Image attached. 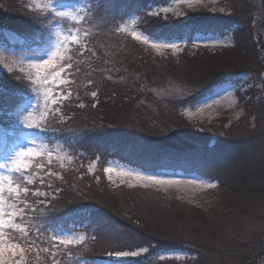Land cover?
I'll return each instance as SVG.
<instances>
[{"label":"rangeland","instance_id":"374dc122","mask_svg":"<svg viewBox=\"0 0 264 264\" xmlns=\"http://www.w3.org/2000/svg\"><path fill=\"white\" fill-rule=\"evenodd\" d=\"M48 2L49 0H12V5L0 7V25L3 28L17 27L21 16L27 19V17H32V14H34V16L39 15L42 18L41 26L30 33V36L35 38L37 37L34 33L37 35L38 33L42 34L43 38H41L40 44L24 45L19 34L15 35L16 38H13L12 44H8L9 42L4 40L2 36L0 38V85L3 87L10 86L13 89V86L19 87V85L24 83L23 85L27 88V95L14 108L7 109V107H1L2 105L0 104V145L3 144L4 138L6 139V134L12 133L14 135L5 153L0 157V164L5 162L6 157L14 155L21 146L26 144L33 147L34 153H40L39 156L34 155L26 159L25 162L28 167L25 180H21L15 173H8L6 169H0V176L7 178L3 183L4 196L6 198L5 212L16 211L20 213V210L23 209L22 218L21 215H18L15 221L20 225V228L12 232L5 231L6 238L14 236L16 242L24 247L22 264H54V261L58 262V264H66V262L68 264H89L90 259L87 257L83 258L85 252L90 253L91 248L93 254H99L100 252L98 253V249L93 246V238L87 229L88 227L75 221L67 220L66 222H58L57 225L52 224L43 235H37L35 230L38 229L40 223L38 220H34L38 219L37 217L39 216L35 215V212L43 211V213H48L56 211L52 210V204L62 198V194L67 196L68 201L63 210L81 207L84 204L97 203L98 199L94 198L96 194L99 197L102 195L104 199L110 200L113 197L110 192L113 191L108 190V187L110 189L112 187H120L129 191L135 190L134 197L139 200L136 202L130 201L131 207L129 206L125 210L122 209V213L120 211L117 212L126 217H134L136 215V218L132 219L135 225L140 228L143 227L145 231L154 236L166 239H194L195 242H200V239H202L208 242L209 246L206 245V242L202 244L209 249L214 243V236L218 239V243L225 246V249L238 252L239 247L244 244V238L249 237L250 239V237L255 235L254 237L258 238L257 243L260 244L261 249L264 251V203L263 205H258V198H256L259 195L260 197L264 196V182L252 192L251 198L253 199L246 203V210L239 208L237 202L233 200L235 206L238 205L237 208L240 209H237L239 214H234L235 220L240 227L237 228L239 235H230L226 231H221L220 227L217 229L214 225L213 227L209 225L210 227L208 228L199 226V224L188 223L183 219H175L171 217L172 213L170 211H167L169 215H166L165 210L160 209L162 203L165 205L167 204L165 201H174L175 197L197 205L196 199L205 190L213 188L215 182L196 173L142 170L113 157L107 159L103 166H99L97 156L81 150L75 152L70 146V142H65L61 138L62 136L53 129L58 123L65 122L71 118L72 114L69 113H71L73 105L81 108L78 105L80 103L84 104V100L88 102V105L84 104V107L87 105L93 110H97L96 108L99 104L98 93L95 98L91 96V92L95 90L90 93L88 91L85 99L79 98L78 103H73V100L79 95V87L74 84L72 76L76 73L78 76L81 75L82 81H84V83H81L82 87L88 90L90 86L89 77L93 74V68L95 70L101 68L99 70L101 75L111 78L116 74L115 71L121 70L118 67L114 68L115 70L106 67L107 64L112 65L115 61L121 60L119 56H122H118L116 49L119 50L123 44L119 40L113 44L114 38L110 37V34L112 35L113 33L128 37L138 47L140 46L141 50L149 49L155 56L160 57L171 56L179 58V55L186 49L206 47L207 49L205 50L207 51L204 52L207 53L208 58L195 65L200 73L192 76V79H198V81H201L203 77L209 79L211 75L216 74L215 67L222 63L225 65L231 63L228 67L231 65V70L233 69V72L236 71L237 76L232 80H215L211 82L213 84L210 90L204 94H200V90L197 88L196 90L195 88L189 89V87H192L191 85L180 84L181 72L172 71L168 74L165 73L161 81V88L157 91V96L162 100L166 99L173 103L179 102L181 105L178 107L183 117L192 124L199 125L213 133L211 136L216 137L218 132L221 134L224 132L232 133L231 129L238 126V122L241 123L242 121L239 127L242 130L237 135L244 137L245 141L243 140V144L248 143L254 147L260 144L264 145V0H169L165 4L150 5L148 8L142 9L140 11L141 14L124 11L123 7H119V1L116 2V0H98V3L102 5V9L99 13L94 14L90 0H58L57 7L63 4L65 6L63 10L77 15L78 18L76 20L71 17L56 18L54 15L49 16L45 20V13L37 10L35 4L43 5ZM30 5L32 6L31 8L29 7ZM164 9L168 11H163ZM143 13L152 19L158 17L162 21L174 19L187 21L196 17L208 16V14L216 18L230 16L229 18L233 20H239L242 29L248 27L251 39L249 43L246 42L248 40H245L242 49L238 51V56H234L232 50L237 46L239 47V43L236 36L233 38L230 32L216 34L196 31L191 36V40L153 36L142 28ZM79 17H85V19L81 20ZM120 28H125L126 31L121 32L119 31ZM69 31L78 35L79 46L69 42L68 46L62 50L61 55L67 63L65 64L64 72L61 73V77L47 85L33 83L32 81L36 80V69L29 67V65L38 63L41 59H47L48 54L55 50L56 33L60 32L63 35ZM133 32L141 36V39L137 40L132 35ZM85 33H87V36ZM124 37H122V40ZM145 39L148 40L147 43H145ZM92 43L96 44V47L98 45L104 49L103 64L95 60L98 56L94 49L90 51ZM153 43L157 46L153 47ZM173 45L175 47H172ZM110 49L113 54L109 53ZM199 50L203 51L202 49ZM130 54H132V50L128 47L124 57L128 58ZM135 57L137 63L139 61L142 62V58H144ZM111 58L114 61H111ZM56 62L58 65L64 63L59 57L56 58ZM68 64L71 67H68ZM21 68H23V72L20 71ZM58 70L59 67L46 69L41 72V76ZM29 75H31V80H29ZM60 80H63L64 83H60ZM200 87L204 88L206 86ZM69 92L71 93L69 99L63 100V96ZM45 95H47V102L45 101ZM249 96L254 98L251 99ZM248 98L252 102L251 108L244 107L245 100ZM53 99L58 101L59 112L53 111L57 107V105L51 103ZM100 106L103 105L100 104ZM135 111L136 109L133 106L127 111L120 113L119 117L125 126H137V114ZM246 114H249V117ZM98 115L100 116V113ZM29 116L31 122L39 125V127L28 128L24 126L22 121ZM217 118H222V122H216L215 119ZM151 120L155 119L152 118ZM248 122H250V125ZM157 123L161 126L163 125L160 120ZM255 130L260 131V135L256 134ZM75 134L78 133L75 132ZM248 135L251 136L247 137ZM211 136L209 135V137ZM181 147L179 146V148ZM169 148H166V150L161 149L160 152L167 155L168 151H170ZM49 152L51 153L50 156ZM0 153L2 154L3 151ZM89 167H92V172L88 171ZM106 167L114 169L110 173L111 180L108 179L109 174L103 171ZM260 172L264 175V165ZM127 173L132 174L129 175ZM143 176H153L165 182L157 184L153 180L141 178ZM27 179H31L33 182L28 184L26 182ZM9 180L12 182V187L17 184L20 185L21 192L19 196L8 192ZM101 180L103 181L99 184ZM167 181H175L176 183H167ZM98 184L99 187H96ZM208 185L213 187H208ZM24 187L30 189L29 194L26 196L22 192ZM37 191L47 195H34L33 193ZM147 191L158 195L159 200L139 195L140 192ZM224 193L222 192L218 195H223ZM229 195L231 196V194L226 192L223 196ZM9 196L12 198L8 199ZM13 200L15 201V207L11 208L8 205ZM233 201L232 203H234ZM79 209L77 208L74 212L79 211ZM32 212L33 216H31ZM243 212H248V215L243 214ZM72 218L81 219L76 216H72L70 219ZM21 228L27 230V236L24 235ZM28 237H31V243H26ZM54 237L75 240L84 237V240L78 244L61 245L59 240L54 239ZM116 242H122V240L117 238ZM97 247L100 249V245ZM44 248H48L49 251H43ZM148 251L149 249L144 246L132 251L127 249L115 252L106 251L101 259L116 261L113 264H130L129 258L146 255ZM52 253H55V257H53ZM153 254H150L149 257H152ZM7 255L11 257V253H7ZM155 255L158 261L154 260L153 264L155 262L167 264L169 261L186 262L194 256L190 250L183 248L158 251ZM33 258L36 259V263H32L31 260ZM12 259L13 264H15V260L20 259V254L17 253ZM259 261L255 264H264V252ZM224 262L225 264L231 263L229 260ZM236 262L235 264L242 263V261L240 263L238 260Z\"/></svg>","mask_w":264,"mask_h":264},{"label":"trees","instance_id":"16d2710c","mask_svg":"<svg viewBox=\"0 0 264 264\" xmlns=\"http://www.w3.org/2000/svg\"><path fill=\"white\" fill-rule=\"evenodd\" d=\"M117 1L120 3L119 7H123L124 11L141 14L142 9H146L150 5L165 4L169 0ZM11 3L12 0H0V7L10 6ZM90 4L94 11L93 14L99 13L102 9V5L98 3V0H90ZM23 10L28 14L25 9ZM142 15V28L148 34L158 37L191 40V36L196 31L216 34L230 32L233 38L236 36L240 47L233 48L232 54L234 56H238V51L242 49L244 41L248 40L246 42L249 43L251 39L248 27L242 29L239 20H233L229 18L230 16L216 18L208 14V16L196 17L187 21L180 19L162 21L158 17L152 19L144 13ZM19 19L20 21L16 22L17 27L3 28L0 25V38L3 37L4 40L9 42L8 44H12L13 38H16L15 35L19 34L24 45L40 44L41 38H43L42 34L38 33L37 35L34 33L37 39L31 37L30 33L41 26L42 18L39 15L34 16L32 14V17H27L28 20L23 16ZM110 37L114 38L113 44L117 40L123 44L119 50L116 49L118 56H122H119L121 60L115 61L112 65L107 64L109 63L107 62L106 67L113 70L118 67L121 70L115 71L116 74L111 78L101 75L99 71L101 68L98 70L93 68V74L89 77L90 86L88 90L82 87L81 83H84V81H82L81 75L80 77L76 73L72 76L74 84L79 87V95L73 100V103H78L79 98L85 99L88 91L90 93L95 90L99 98L97 110L87 106L88 102L84 100V104H87L85 107L78 108L73 105L72 111L69 113L72 114V117L65 122L58 123L56 126L53 125L55 127L52 126L53 129L62 136L61 138L65 142H70V146L75 152L81 150L97 156L99 166H103L107 159L113 157L142 170L196 173L215 182L213 188L205 190L196 199L197 205L175 197L174 201H165L167 202L165 205L160 204V209L165 210L166 215H169L167 211H170L172 213L171 217L175 219H183L188 223L199 224V226L208 228L209 225L212 227L214 225L217 229L220 227L221 231H226L230 235H239L237 228L240 226L235 220L234 214H239V208L247 209L246 203L253 199L251 198L252 192L264 182V175L260 172L264 165V145L260 144L254 147L248 143L243 144L244 137L237 135L242 130V128H239L242 121L241 123L238 122V126L231 129L232 133L224 132L221 134L218 132L216 137L211 136L213 133L199 125L192 124L183 117L178 107L181 105L179 102L173 103L164 98L162 100L157 96V91L161 88V81L165 73L181 72L180 84L191 85L192 87H189V89L195 88L196 90L197 88L200 90V94H204L210 90L213 84L211 82L215 80H232L237 76V72L231 70V65L228 67L231 63L228 65L222 63L215 67L216 74L211 75L209 79L203 77L201 81H198V79H192V76L200 73L195 65L208 58L207 53L204 52L207 51L205 50L206 47H197L195 48L197 50L186 49L179 55V58L160 57L155 56L149 49H142L145 50L142 51L141 47H138L133 40L121 34L112 33ZM122 37H124L123 40ZM128 47L131 48L132 54L127 58L124 55L127 53ZM92 49L98 56L95 60H98L99 63L104 62V49L98 45L96 47L94 43L91 44L90 51ZM198 49L203 51H198ZM109 53L113 54L111 49ZM135 56L144 58H142V62L137 63ZM112 59L111 61H114ZM23 84L19 87L13 86V89L10 86L3 87L0 85L1 107L12 109L19 104L22 98L27 95V88ZM203 85L206 87H200ZM249 97L254 98L253 96ZM249 99L245 100L244 107L251 108L252 102ZM100 104L103 106H100ZM133 106L136 109L137 126L127 127L121 121L119 115ZM248 115L247 117H249ZM152 118L155 120H151ZM158 120L162 121V126L157 123ZM215 121L222 122V118H217ZM248 123L250 125V122ZM75 132L78 134H75ZM256 134L260 135V131H256ZM249 136L251 135L247 137ZM12 137L14 138L12 133L6 134V139L4 138L3 144L0 145V152L3 151L2 154L0 153V157L5 153ZM179 146L182 147L179 148ZM168 147H170V151L167 155L160 152L161 149L166 150ZM102 181H99V184ZM99 184L95 186L99 187ZM108 190L113 191L110 192L113 195L110 200L96 194L94 198L98 199L97 203L84 204L81 207L66 210L63 209L68 204L67 196L62 194V198L52 204V210L56 211L48 213L35 212V215L39 216L38 219L34 220H38L40 223L37 224L38 229L35 230V234L43 235L50 225H57L58 222H66L67 220L85 225L92 235L93 246L98 249V253L100 252L99 254H93L91 248L90 253L85 252V255H82L83 258L90 259L89 264H113L116 261L101 259L104 252H115L121 249L132 251L143 246L149 249L148 253L143 256L129 258L130 264H153L154 260L158 261L155 255L156 252L180 248L190 250L194 255L193 258L186 262L169 261L167 264H225L224 261L226 260H229L232 264L237 263L236 260L240 263L242 261L241 264L260 262L259 260L264 251L257 243L258 238H255V235L250 239L249 237L244 238V244L239 247L238 252L225 249V246L218 243V239L214 236V243L210 249L203 246L202 243L206 241L202 239H200L202 242H195L194 239L157 237L145 231L143 227L140 228L135 225L132 219L136 218V215L132 214L134 217H126L121 214L122 209L125 210L130 206V201L136 202L139 200L134 197L135 190L129 191L120 187H112L111 189L108 187ZM149 192H140L139 195L159 200L158 195ZM222 192H225L223 195L228 192L231 196L218 195ZM132 196L134 198H130ZM256 198H258L257 204L263 205L264 196L260 197L259 195ZM233 200L237 202L239 208H237V204L235 206ZM77 208H80L79 211L74 212ZM237 209L239 210L237 211ZM247 213L243 212V214ZM31 216H33V212ZM72 216L81 219H70ZM117 238L122 242H116ZM207 243L206 245H208ZM99 245L100 249L97 247ZM227 253L229 254L227 255ZM150 254H153L152 257H149ZM31 261L36 263L35 258ZM154 264H161V262H155Z\"/></svg>","mask_w":264,"mask_h":264},{"label":"snow or ice","instance_id":"6c2138e0","mask_svg":"<svg viewBox=\"0 0 264 264\" xmlns=\"http://www.w3.org/2000/svg\"><path fill=\"white\" fill-rule=\"evenodd\" d=\"M58 4V0H49L48 3L46 4H35V8L39 11H42L45 13V17L44 19L47 20L49 18V16L54 15L56 18H68L71 17L73 20H76L78 17L77 15H74L73 12L70 11H66L63 10L65 8V6L63 4H60L59 7H57ZM30 8L32 7L31 5L29 6ZM163 11H168L167 9H164ZM79 19L83 20L85 19V17H79ZM119 31L123 32L126 31L125 28H120ZM85 35L87 36V33H85ZM132 35L137 39H141V36L137 35V33L133 32ZM57 39L54 42V49L53 51L50 52V54H48V58L47 59H41L38 63H32L29 65V67L36 69V80L32 81L33 83H37V84H49L50 82H55L58 78L61 77V73L64 72L65 70V64L67 63V61H65V58L61 55V52L64 48H66L69 44V42L75 43L77 44V46H79V40H78V35L77 34H73L71 31L65 33V34H61L60 32L56 33ZM62 36V39H61ZM148 40L145 39V43H147ZM157 45L155 43H153V47H156ZM172 47H175L174 45ZM82 54V53H81ZM59 57L61 61H64V63H60L59 65L56 62V58ZM68 67H71L70 64L67 65ZM57 67H59L58 71H54V72H48L47 74L41 76V72L45 71L46 69H56ZM21 72H23V68L20 69ZM29 80H31V75H29ZM60 83H64L63 80H60ZM71 96V93H67L66 95L63 96V100H68L69 97ZM91 96L92 97H96L97 96V92L93 91L91 92ZM45 101L47 102V95H45ZM51 103L53 105H57V107H55L53 109V111L55 112H59L60 107L58 105V101L57 99H53L51 101ZM218 103V101H217ZM79 107H84L83 103H80L78 105ZM22 123L24 124L25 127L28 128H33V127H39V125L34 124L33 122H31V118L26 117ZM39 156L40 153H34L33 152V147L26 145H23L20 147L19 150H17L14 155L6 157L5 158V162L3 164H0V169H6L8 171V173H15L19 176V178L21 180H25L26 179V175H27V167L28 165L26 164V159L32 156ZM51 155V153L49 152V156ZM89 172H92V167H89L88 169ZM103 171L108 175V179L111 180L112 177L110 175V173H112L114 171V169L112 167H106L103 169ZM51 174V173H49ZM124 174V173H121ZM129 175H131L132 173H127ZM139 175V174H137ZM143 179H148V180H153L155 183L160 184V183H164L165 181L153 177V176H143L141 177ZM5 179H7L4 176H0V264H13V259L12 257H15L17 255V253L20 254V259H16L15 260V264H22V260H23V254H24V247L21 246L20 243L16 242V238L14 236H9V237H5V231L8 230L9 232H12L13 230L20 228V225L18 223H16V217L18 215H21L22 218V213H23V209L20 210V213H17L16 211L13 212H5L4 210V206L6 203V198L4 196V187H3V183L5 181ZM97 179H99V177H97ZM26 182L28 184H31L33 181L31 179H27ZM167 183H176L175 181H167ZM8 192L10 194H15L16 196H19L20 192H21V188L20 185L17 184L15 187H12V182L9 180L8 181ZM208 187H213L212 185H208ZM57 191H59V189H57ZM22 192L25 194V196L27 194H29L30 189L28 187H24L22 189ZM34 195L37 196H46V193L43 192H35L33 193ZM12 197L9 196L8 199H11ZM11 208L15 207V201L13 200V202L11 204L8 205ZM27 207V205H26ZM21 231L24 233L25 236L28 235L27 230L24 228H21ZM54 239L59 240V244L61 245H70L73 243H80L84 240V237H80L79 240H75V239H61L59 237H54ZM7 240V242H6ZM26 243H31V237H28V240L26 241ZM43 251L47 252L49 251L48 248H44ZM7 253H11V257H9L7 255ZM126 254V253H125ZM135 255V253H133ZM53 257H55V253H52ZM54 264H58V262L54 261Z\"/></svg>","mask_w":264,"mask_h":264}]
</instances>
